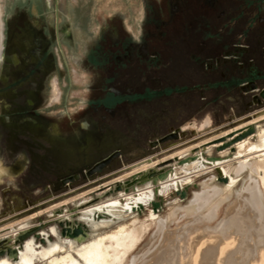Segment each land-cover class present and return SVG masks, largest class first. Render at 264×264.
Segmentation results:
<instances>
[{
	"label": "rangeland",
	"instance_id": "obj_1",
	"mask_svg": "<svg viewBox=\"0 0 264 264\" xmlns=\"http://www.w3.org/2000/svg\"><path fill=\"white\" fill-rule=\"evenodd\" d=\"M159 1L165 0H0V158L24 166L12 184L0 183V264H150L161 244L184 251L190 241L216 236H224L218 254L228 255L237 241L220 224L244 206L249 181L257 182L264 206V102L254 101L264 90V23L256 25L255 4L219 0L217 10L231 6L227 15L211 16L205 5L204 15L178 17L180 30L167 34ZM240 10L248 13L246 25L233 16ZM33 38L45 39L40 64L30 53ZM118 41L120 49L134 47L126 58ZM240 44L257 49L242 71L220 55L224 46ZM149 47L152 65L137 51ZM162 48L169 52L164 61L156 54ZM29 65L41 69L32 73ZM112 73L110 87L146 90V98L120 104L113 117L94 114L92 104ZM249 80L256 89L243 92ZM159 88L173 91L149 95ZM82 123L103 132L83 133ZM181 129L180 141L157 143ZM113 151L120 156L110 166L85 175ZM243 160L247 166L238 168ZM256 162L262 167L253 171ZM74 172L77 180L63 182ZM211 190L198 207L192 203ZM159 228L167 245L157 238Z\"/></svg>",
	"mask_w": 264,
	"mask_h": 264
},
{
	"label": "flooded vegetation",
	"instance_id": "obj_2",
	"mask_svg": "<svg viewBox=\"0 0 264 264\" xmlns=\"http://www.w3.org/2000/svg\"><path fill=\"white\" fill-rule=\"evenodd\" d=\"M200 0H168L167 2H169V4L171 5L170 6V9H168V13L169 15L164 18L166 19V21L164 20L163 22V25L165 26V30L168 33L170 34H173V33H177L180 29H179V25H178V21H177V18L178 17H181L182 19H186L188 18L189 14L193 13L196 15V13H199V12H202L203 14V10L202 8L206 5L208 6L209 8V14L214 15H217L218 16H224V15H227V12L225 10V8L227 7H230L231 9V6L228 5V4H225L223 5L225 8L221 9V10H217V8L215 7V5L219 4V0H203V2L201 3V1L199 2ZM242 1H247V0H233L234 3H238V2H242ZM252 3L255 4V9L256 10V25H262L264 23V3H263V0H251ZM226 8V9H227ZM202 10V11H201ZM237 13V12H236ZM242 13V11H241ZM235 14V13H234ZM248 14V13H247ZM204 15V14H203ZM202 15V16H203ZM234 16V15H233ZM233 16L231 15L230 18H233ZM213 17V18H214ZM206 18V17H205ZM208 18V17H207ZM228 18V17H227ZM225 18V20H222L223 23H225L226 21H230L231 19L230 18ZM227 28V27H226ZM65 29H62L59 33H63L61 37L64 38V41L65 43H67V46L70 47L71 45V38L69 36V33L68 32H65L64 31ZM175 30V32H174ZM258 30L261 32V27H259V29H257V33H258ZM227 29L225 30V33H226ZM61 35V34H60ZM173 37V36H172ZM177 38V36H176ZM226 38V37H225ZM239 38H242V35L239 34ZM48 40H50V38H47ZM232 37L229 35L227 36V40L231 41ZM28 37L27 35H23L21 37V42L23 43L24 46H27L29 43H28ZM45 39L44 38H33L32 41H31V44H32V48H31V55H33L34 58L37 59V62L40 64L41 63V60L39 58V54H40V47H41V44L43 43ZM256 40L255 44H256V47L260 44L259 40L257 39H254ZM57 41H61L60 39H58ZM50 42V41H49ZM56 43V41H55ZM117 45H119L118 47V50L117 52H120L121 50L124 51L123 53V57L126 58L127 55L130 54V49L133 50V45L132 44H129L128 47L126 48H123L120 49L121 45L118 41ZM224 48V49H223ZM222 48V51L220 53V55H222V63H227L226 60H231L232 63L236 64L238 66V69L242 71V69L244 68V65H243V62H244V59H246L247 57H249L250 55V50L253 51L254 53H256L257 55V49H251L252 47H247L243 44H240L239 46H235L234 48H227L224 46ZM172 49V48H171ZM149 51L146 50V48H138L137 51H138V54L142 57V59H144L145 61V64H149V65H152V63L154 62V59L153 57H151L154 53V49L152 47H149L148 49ZM161 51H159V54L156 53L157 55L160 56V59L164 61V59H167V56L169 55V52L167 50L163 51L164 49H160ZM184 49L181 48L180 50L177 48L176 51L180 52V53H176V55H180L183 56L182 54H184ZM199 50V48H198ZM2 47L0 46V64L3 62L4 58L2 56ZM203 55H213L215 54V52H210L209 50H206V49H203V51L201 52ZM189 54V53H188ZM191 54H192V51H191ZM194 54V53H193ZM39 58V59H38ZM119 61H121V59H119V57L117 56L116 57V61L115 63H118ZM162 62V61H161ZM12 63H14V65H18L19 63L15 61H13ZM41 69V67H39L37 65V68L33 65H29L27 67V71L29 72H39ZM163 69L165 70V68L163 67ZM252 70V69H251ZM113 72V71H112ZM23 73H20L19 77L22 75ZM23 78V75L21 76ZM115 76L114 74L112 73L111 75H109L107 77V79L105 80L106 81V85L108 86V88L106 89V92L102 89L101 92L96 95L97 97V100L94 104H92L93 107H91V110H92V113L94 114H98V113H101V112H104L106 113L107 115H109L110 117H113L114 114L116 113V109L117 107L124 103V102H133V101H136V100H142V99H145L146 98V90H144V92H135V91H130V90H120V89H113L112 87H110L109 85L112 83V81L114 80ZM103 83V82H102ZM54 88V86H53ZM240 89L245 92L247 91L248 89L249 90H254L256 89V84L253 80H249L245 85H241ZM168 91L172 92L173 90H167V89H154L152 90L149 95L153 96V95H159V94H162V95H166L168 93ZM264 90H261L259 92V94L254 97V101L258 104H261L262 102H264V97L261 95V93L263 92ZM105 117L104 116H100V120H103ZM25 120H27V118L25 117L24 118ZM209 125V121L206 120L203 124H202V128H207ZM191 127V126H189ZM80 130L81 132L83 133H95V134H99L101 135L102 132H103V128H94V127H90V125H88L87 123H82L81 126H80ZM172 134H176L177 135V139L178 140H175L173 142H178L182 139L183 136L186 135V132L184 129H181V130H177L176 132L172 133ZM171 135V134H170ZM166 137V136H165ZM164 138V137H163ZM171 140V139H169ZM168 141V140H167ZM165 141V142H167ZM157 143H160L159 141ZM164 143V142H163ZM169 143H172L169 142ZM167 143V145L169 144ZM165 145V144H164ZM111 156H114L108 164H106L103 168L97 170V171H94V167L101 163L102 161L108 159L109 157ZM120 156V152L119 151H113L111 154H109L108 156H106L105 158H102L101 160L95 162L89 169H87L86 171H84L85 175L89 176V175H92L94 173H99L101 172L104 168L108 167L111 165V163ZM24 166L22 163H13L11 165H6L3 163L2 159L0 158V183H3L4 179L6 180V182L8 184H12L13 183V179L14 177L18 176L22 170H23ZM79 173L80 172H74L72 174V176H68L66 179H64L63 182H70V181H73V180H77L79 178ZM68 231L71 230V229H67ZM76 230V229H72V232ZM79 233H81V229H79ZM79 233H77L76 235H78ZM74 235V236H76ZM19 253V252H18Z\"/></svg>",
	"mask_w": 264,
	"mask_h": 264
},
{
	"label": "bare ground",
	"instance_id": "obj_3",
	"mask_svg": "<svg viewBox=\"0 0 264 264\" xmlns=\"http://www.w3.org/2000/svg\"><path fill=\"white\" fill-rule=\"evenodd\" d=\"M252 131H253V127H250L246 131H243L239 135L235 136L234 139H236V137H240L238 138V140H240L242 137L249 135ZM234 139H232L231 143H234L233 142ZM228 144L226 143L225 146ZM246 166H247L246 160L245 161L243 160L239 162L238 168L243 169ZM251 167L253 171H257L258 169H261L262 165L256 162L253 163ZM261 184L262 185L264 184V180L261 181ZM257 187L258 186L256 181H249L244 188V190L247 192V195L245 194L246 197H244L245 198L244 202L243 200L241 202L239 201V199L237 200L241 204L243 202L244 206L239 207L237 210H233L235 213L231 212L232 215L230 217H228L230 215L229 212L228 214L226 213V216L223 218V221L220 224L224 227V229L223 230L219 229V230L222 231V233H224L225 236H229V238H232L237 241L235 250H231V252L228 255H221V254L219 255L218 252L220 249V245L223 243L222 238H224V236L215 235L216 237L211 241H205L202 242L201 244L200 243L198 244V241L195 242V240L197 239H195L193 242L190 241L191 243H188V247H186L185 249L183 248L184 251H181L180 247H176L174 242H173L174 244H172V246L173 245L174 246L171 251L169 249L170 245H168L169 252L164 250L165 246H162L161 244L158 246V248H156L157 251L154 250L157 252L155 254L156 256L155 257L153 256L154 258L150 257V259L152 258V262L150 264H163V262L167 264H261V262L264 261V206L261 202L259 195L260 192H258L259 190H257ZM245 191L241 193L243 194L245 193ZM212 193L213 190L205 191L201 195L194 198L192 203L198 207ZM239 202L237 203L240 204ZM243 208H245L246 210ZM160 229L161 228H159L157 238H161L160 242L162 243L164 241L163 239L166 238L167 234L164 235L165 232L160 231ZM27 233L28 231L19 236H24ZM177 240L176 242L179 241ZM3 241L4 240L2 239L0 240V249L3 248ZM163 243L165 244L166 241ZM226 247L228 246H225V248ZM142 255L141 258L139 257L140 260L143 259ZM185 255H188V258L183 260V257Z\"/></svg>",
	"mask_w": 264,
	"mask_h": 264
},
{
	"label": "crops",
	"instance_id": "obj_4",
	"mask_svg": "<svg viewBox=\"0 0 264 264\" xmlns=\"http://www.w3.org/2000/svg\"><path fill=\"white\" fill-rule=\"evenodd\" d=\"M167 1L168 0H165V1H159L160 2V11H162L163 10V12L161 13L162 14V21H166V19H164V18H166L168 15H169V13L167 12L168 11V7H167ZM230 8V7H229ZM247 9V8H246ZM152 14V13H151ZM155 14V13H154ZM153 14V15H154ZM234 17H237L238 19H236V21H238L240 24H244V25H246L247 24V17H248V14H247V11L245 10V11H243L242 13H241V10L239 11V13L237 14H234ZM214 18L212 17V18H210V17H208L207 18V20L211 23V24H213L214 25V20H213ZM130 29V28H129ZM129 32H130V30H129ZM132 32V31H131Z\"/></svg>",
	"mask_w": 264,
	"mask_h": 264
},
{
	"label": "water",
	"instance_id": "obj_5",
	"mask_svg": "<svg viewBox=\"0 0 264 264\" xmlns=\"http://www.w3.org/2000/svg\"><path fill=\"white\" fill-rule=\"evenodd\" d=\"M261 95L264 97V91L261 93ZM238 138H240V137H236V139H234V141L238 140ZM169 139H177V135H176V134L168 135V136H166V137L160 139L159 142H160V143H163V142H165V141H167V140H169ZM220 148H224V147H220ZM113 157H114V156H111V157H109L108 159H106V160L102 161L101 163L97 164V165L94 167L93 170H94V171H97V170L103 168L106 164L109 163V161H110ZM77 233H79V230H78V229H76V230L73 231V235H76Z\"/></svg>",
	"mask_w": 264,
	"mask_h": 264
}]
</instances>
